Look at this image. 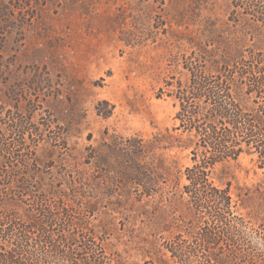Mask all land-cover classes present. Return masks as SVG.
Here are the masks:
<instances>
[{
  "label": "rangeland",
  "instance_id": "1",
  "mask_svg": "<svg viewBox=\"0 0 264 264\" xmlns=\"http://www.w3.org/2000/svg\"><path fill=\"white\" fill-rule=\"evenodd\" d=\"M232 10L230 0H0V127L8 116L31 119L34 131L23 147H36L41 163L52 167L74 216L87 217L85 206H94L92 228L109 230L108 251L128 261L155 260L149 233L162 232L160 245L170 235L164 231L192 219L178 196L169 203L166 167L174 179L191 161L187 151L166 147L164 137L179 134V122L172 99L159 89L185 82L188 41L240 34ZM241 16L237 23L253 24ZM149 142L154 148L145 161L158 171L141 219L131 202L136 189L123 177ZM225 167L232 178L219 183L230 181L234 200L261 213L262 171L246 155Z\"/></svg>",
  "mask_w": 264,
  "mask_h": 264
},
{
  "label": "trees",
  "instance_id": "2",
  "mask_svg": "<svg viewBox=\"0 0 264 264\" xmlns=\"http://www.w3.org/2000/svg\"><path fill=\"white\" fill-rule=\"evenodd\" d=\"M230 1L231 15L237 18L229 21L241 26L240 34L188 41L192 51L183 66L185 82L159 89L160 95L172 99L179 122L174 128L179 134L164 137L166 147L187 151L191 161L182 177L174 179L171 166L166 167L169 203L178 196L192 219L164 231L170 235L160 245L157 236L162 232H150L152 239L146 241L156 252L155 260L141 264H264V197L260 213L234 200L230 181L219 183L221 177L232 178L225 165L243 155L251 157L264 175V0ZM241 15L253 24L245 19V24L237 23ZM243 27L254 33L248 36ZM12 122L15 131L4 132ZM3 124L0 264H140L108 251L109 230L97 232L88 219L94 206H85L87 217L74 216L67 188L56 185L52 167L41 163L36 147H23L27 131H34L31 119L8 116ZM156 141L158 147L162 140ZM153 143L141 144L131 175L123 177L125 185L136 189L131 202L141 219L154 194L151 178L158 171L152 172L145 161V151L154 148ZM181 179L185 184L180 187Z\"/></svg>",
  "mask_w": 264,
  "mask_h": 264
}]
</instances>
